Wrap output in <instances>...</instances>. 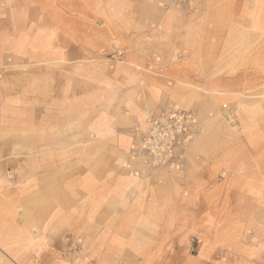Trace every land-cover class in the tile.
Masks as SVG:
<instances>
[{
  "label": "crops",
  "instance_id": "crops-1",
  "mask_svg": "<svg viewBox=\"0 0 264 264\" xmlns=\"http://www.w3.org/2000/svg\"><path fill=\"white\" fill-rule=\"evenodd\" d=\"M168 2L0 0V264H264V0ZM61 19L92 59L44 58ZM170 109L161 188L139 136Z\"/></svg>",
  "mask_w": 264,
  "mask_h": 264
},
{
  "label": "rangeland",
  "instance_id": "rangeland-1",
  "mask_svg": "<svg viewBox=\"0 0 264 264\" xmlns=\"http://www.w3.org/2000/svg\"><path fill=\"white\" fill-rule=\"evenodd\" d=\"M196 0H169L168 4L166 5V7L168 9L171 10H180V8L182 7H187V5L189 4V6H195L193 2H195ZM191 4V5H190ZM65 6H63L61 4V8H63ZM63 11H67V10H63ZM72 28L71 31H73V34H70L71 36H68V31L67 29ZM88 30L89 27L87 26V21H85L84 19H78V20H60V35L59 36H54V37H44V41L48 43V41L50 42L52 39H54V51H45L44 52V58H55V59H73V60H90L92 59L91 55L92 53L90 52H85L83 51V47L85 46V44H91V43H98L99 44V39L98 37H92L88 35ZM59 43V44H58ZM45 48H47L46 43L44 45ZM58 56V57H57ZM107 58H110V56L108 55ZM97 60H100L103 62V53H99L96 55ZM78 76V74L76 75ZM228 107L222 106V110L223 111H227ZM224 115V121L225 124L228 126H231L234 128V130H237L236 124H235V119L234 121H230L229 123L225 120V116L227 114H231V113H227ZM233 115V114H232ZM234 116V115H233ZM77 118V117H76ZM93 118V117H91ZM235 118V116H234ZM232 123V124H231ZM234 124V125H233ZM146 132V131H145ZM143 134V133H142ZM142 134L139 136V144L141 145V139H142ZM141 158L143 159V161L145 162L146 166L148 167V169L151 171L152 174H154V176L156 177L155 179V185L157 187H161V188H176V187H180V182H179V178L176 177L175 179H169V181H166L164 179L163 176V171H171L173 169H170V166L173 163V160L166 164V165H160V166H152L151 164H149L148 159L144 153V151L142 150L141 147ZM184 158V157H183ZM182 159L179 158L177 159L175 162L179 163L180 160ZM188 185L187 187H192L195 186L196 184V180L195 178L189 174L188 176ZM220 185H217L216 187H221L223 186L221 184V182H219ZM185 186V185H182ZM176 213H172L173 216L179 215L178 211H175ZM191 244L193 245V248L195 249L196 244L194 243V241L191 242ZM73 249L76 250V247L74 245H70ZM178 251H183V244H178Z\"/></svg>",
  "mask_w": 264,
  "mask_h": 264
},
{
  "label": "built area",
  "instance_id": "built-area-1",
  "mask_svg": "<svg viewBox=\"0 0 264 264\" xmlns=\"http://www.w3.org/2000/svg\"><path fill=\"white\" fill-rule=\"evenodd\" d=\"M234 119L232 114L225 116L228 123ZM148 124V130L142 134L141 147L149 164L160 166L174 159L175 150L192 127L193 118L190 113L170 109L150 117Z\"/></svg>",
  "mask_w": 264,
  "mask_h": 264
}]
</instances>
